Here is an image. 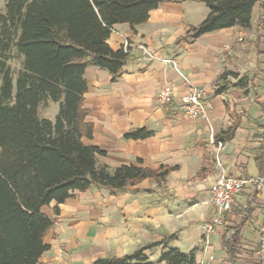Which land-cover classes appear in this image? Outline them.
Listing matches in <instances>:
<instances>
[{
  "label": "crops",
  "instance_id": "obj_1",
  "mask_svg": "<svg viewBox=\"0 0 264 264\" xmlns=\"http://www.w3.org/2000/svg\"><path fill=\"white\" fill-rule=\"evenodd\" d=\"M6 0H0V12ZM205 0H164L135 28L117 24L108 40L114 50L130 43L120 73L89 66L84 108L93 127L85 144L98 147L101 164L169 169L121 190L92 185L42 211L54 220L45 237L48 249L38 264H94L146 250L151 264L171 247L194 253L193 264H264V184L248 182L234 197L224 225L207 233L215 212L212 185L223 173L264 178L256 154L264 124V0H255L249 28L234 26L179 41L209 15ZM145 45L156 58L146 55ZM174 58L214 104L207 117L183 114L178 100L164 106L161 88L171 84L176 97L186 86ZM137 128L146 138H127ZM215 138L223 142L216 163Z\"/></svg>",
  "mask_w": 264,
  "mask_h": 264
},
{
  "label": "trees",
  "instance_id": "obj_2",
  "mask_svg": "<svg viewBox=\"0 0 264 264\" xmlns=\"http://www.w3.org/2000/svg\"><path fill=\"white\" fill-rule=\"evenodd\" d=\"M164 0H6L0 12V264H38L48 249L45 237L54 224L42 208L58 205L92 185L121 190L146 178H163L137 165L112 168L98 161L103 152L84 143L93 127L84 108L89 66L117 76L129 53L108 40L117 24L135 28ZM209 15L179 41L221 29L249 28L255 0H205ZM24 56L14 82L10 61ZM59 102L55 120L41 117V105ZM264 111V106H263ZM256 161L264 174V124ZM137 128L127 138H146ZM140 248L94 264H151ZM169 264H193L194 253L171 247L161 257Z\"/></svg>",
  "mask_w": 264,
  "mask_h": 264
},
{
  "label": "built area",
  "instance_id": "obj_3",
  "mask_svg": "<svg viewBox=\"0 0 264 264\" xmlns=\"http://www.w3.org/2000/svg\"><path fill=\"white\" fill-rule=\"evenodd\" d=\"M140 47L144 50L147 56L150 58H156L155 53L149 50L148 47L145 45H140ZM123 49L127 53L130 52L129 41L126 40L124 42ZM164 62L176 69L186 86V90L179 98H177L172 85L169 83L164 85L158 94L161 104L168 106L175 100H178L179 110L186 116L191 118L207 117L208 112L214 108V104L207 97L206 90L192 82V80L181 70L176 59L166 58L164 59ZM211 142L217 145L216 163L222 167L219 152L222 148L223 142L215 138H212ZM252 181L258 182L260 186L264 184V178L235 177L228 175L225 170H223L222 175L213 183L211 188L215 212L211 220L204 226L207 233L215 232L219 226L224 225V217L232 210L235 195L242 191L248 182ZM261 245L264 249V235L261 240Z\"/></svg>",
  "mask_w": 264,
  "mask_h": 264
},
{
  "label": "rangeland",
  "instance_id": "obj_4",
  "mask_svg": "<svg viewBox=\"0 0 264 264\" xmlns=\"http://www.w3.org/2000/svg\"><path fill=\"white\" fill-rule=\"evenodd\" d=\"M24 61V56L18 52L14 54V57L10 61L11 66L13 68V77L14 82H16L18 72L22 68V64ZM2 79L0 75V89H1ZM60 109V103L59 102H53L49 101L47 105H41L39 114L41 117L50 118L52 120H55Z\"/></svg>",
  "mask_w": 264,
  "mask_h": 264
}]
</instances>
